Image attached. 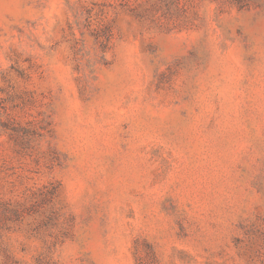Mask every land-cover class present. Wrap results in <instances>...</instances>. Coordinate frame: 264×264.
I'll use <instances>...</instances> for the list:
<instances>
[{"label": "rangeland", "instance_id": "374dc122", "mask_svg": "<svg viewBox=\"0 0 264 264\" xmlns=\"http://www.w3.org/2000/svg\"><path fill=\"white\" fill-rule=\"evenodd\" d=\"M0 264H264V0H0Z\"/></svg>", "mask_w": 264, "mask_h": 264}]
</instances>
